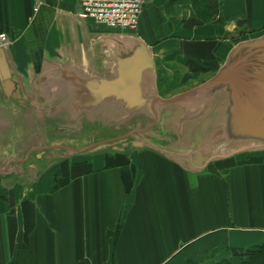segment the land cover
Returning <instances> with one entry per match:
<instances>
[{
    "label": "crops",
    "instance_id": "0c3cea01",
    "mask_svg": "<svg viewBox=\"0 0 264 264\" xmlns=\"http://www.w3.org/2000/svg\"><path fill=\"white\" fill-rule=\"evenodd\" d=\"M146 1L136 35L156 57L162 98L205 82L235 44L264 34V0H217L199 10L207 18L192 0ZM0 32L10 39L0 47V264H215L264 244L263 153L184 169L116 135L129 154L64 160L59 177L54 161L34 178L31 166L13 170L28 164L44 119L53 132L70 125L71 77L110 74L118 40L132 34L82 18L77 0H0Z\"/></svg>",
    "mask_w": 264,
    "mask_h": 264
},
{
    "label": "water",
    "instance_id": "95a60500",
    "mask_svg": "<svg viewBox=\"0 0 264 264\" xmlns=\"http://www.w3.org/2000/svg\"><path fill=\"white\" fill-rule=\"evenodd\" d=\"M155 59L141 39L133 35L120 37L113 52L110 74L95 78L76 73L71 77L69 88L74 100L71 115L65 118L70 125L59 133L72 137L68 134H78L73 129H81L84 123L98 122L103 128L119 130L125 129L135 118L144 117L155 122L163 118L167 120L165 125L172 127L181 122L195 123L197 128L189 132V139L194 135L202 137L208 127H224V131L212 139L223 146L217 145V150L211 152L197 149L201 157L194 164L188 158L192 140L187 139L185 145L177 140L173 147L164 150L141 141V145L161 151L184 169L192 166L203 170L212 162L240 153L264 152V34L235 44L211 78L169 98L158 94ZM60 71L57 77L63 80L64 71ZM75 103L82 106L81 110L73 107ZM70 128L72 130L68 131ZM121 133L119 139L129 135Z\"/></svg>",
    "mask_w": 264,
    "mask_h": 264
},
{
    "label": "rangeland",
    "instance_id": "374dc122",
    "mask_svg": "<svg viewBox=\"0 0 264 264\" xmlns=\"http://www.w3.org/2000/svg\"><path fill=\"white\" fill-rule=\"evenodd\" d=\"M154 0H152L153 2ZM159 1H164V0H155V2L161 3ZM146 0L145 3L143 5L142 8V12L143 9L145 7L146 4ZM201 1H199L200 3ZM198 4V3H197ZM200 5V4H199ZM141 12V14H142ZM199 14H201V12H199ZM203 15V17L207 18L206 15ZM141 17V15H140ZM139 24H140V18H139V22L136 26L135 29L131 30V31H127V33L129 34H134L135 37H137L136 32L138 31L139 28ZM173 61H171L172 63ZM174 72L176 71V76H178L179 74V70L174 69ZM178 84V79L177 77H175V79L171 82L170 86H177ZM191 85L186 86L190 87ZM192 89V88H190ZM188 89V90H190ZM168 90L167 88H162L161 94L162 95H166L165 91ZM178 92H176V90H171V92H169V94H176ZM47 119V118H46ZM44 119L45 121H47L49 124L47 125L48 127H45V129L48 131L46 132H39V133H34V148H36V150H34V152L32 153V155L30 156V159L28 161L27 165H18V166H12L13 170L14 169H19L22 168L23 170L29 166H31V172H30V177L34 178L38 175V173H42L43 170L45 169L46 165L48 163H50L51 161H54V163L59 162L58 159H62V158H66L62 161H68V164L70 163V161H75V160H83V158H87L93 155H97L96 153H108L107 155H111L115 152H117L119 150V153H125V154H129L133 148L131 146V144H127V145H122V141L126 142L127 140H135V141H148L151 142V144H153L154 146H156L158 149L159 148H168L171 147L173 143H177L178 138H176V134L174 133L171 129V126L165 125V122L167 120H162L161 118H159L157 120V122L155 121H149L144 117H139V118H135L128 126H126V128H120L119 130H114L111 128H103L101 127L100 124H98V122H96L97 124H86L84 123L82 125V133H78V134H68L70 136L73 137V135H78L75 136V140L73 141V139H69V137L67 139H65L67 136L65 134H61L58 132H53V129H51L53 127V119L49 118V119ZM39 121L40 118H34V121ZM42 121V119H41ZM40 121V122H41ZM39 122V124H40ZM155 122V123H153ZM51 124V125H50ZM51 126V127H50ZM42 129V128H41ZM124 129V130H123ZM135 130V132H134ZM141 131V132H138ZM124 132V134H127L129 132V136L125 139V138H120V140L122 141H115L112 142L111 138H114V136H116L118 134L121 135ZM130 132H132L130 134ZM121 133V134H120ZM181 134V133H180ZM181 136L183 138L189 139L190 137V133L186 132L185 134L182 133ZM65 137V138H64ZM108 140V142L105 143H100L102 141ZM190 141V145H189V151L190 153L188 154V158L191 159L193 162H199L198 159L199 157H201L199 155V153L196 152L197 149L194 148V145H196V141L198 142L199 140H201L200 136H196L194 135V137ZM179 141V140H178ZM94 145V146H92ZM185 145V144H184ZM56 146H61L59 148H56ZM92 146V147H91ZM217 144H215V142H213V140H205L204 144L202 145L203 150L205 151H215L217 150L216 147ZM65 147H69L73 150H80L85 148H89L87 150H85L84 152H81L80 154H76L74 152H70L68 151V149H66ZM114 147H117L118 150L115 151L113 150ZM173 147V146H172ZM215 149V150H214ZM28 149H23V153L24 155L28 152ZM111 153V154H110ZM261 153V152H258ZM102 154V155H103ZM245 156V158L249 157L252 153H240L237 155H241ZM100 155V154H99ZM38 156L40 157L38 159ZM82 156V157H81ZM236 156V155H235ZM191 157V158H190ZM185 161V160H184ZM222 161H216V164H219ZM33 163V164H30ZM60 163V162H59ZM57 164H54V166H52V168H50V171H55L56 170V166ZM215 164V162H214ZM213 165V163H212ZM26 171V170H25ZM17 172V171H16ZM13 181H8V183H11ZM250 249V248H248ZM247 249V250H248ZM245 251V250H243ZM227 261V260H225ZM225 261H221V262H215V264H222Z\"/></svg>",
    "mask_w": 264,
    "mask_h": 264
},
{
    "label": "built area",
    "instance_id": "2783aa9c",
    "mask_svg": "<svg viewBox=\"0 0 264 264\" xmlns=\"http://www.w3.org/2000/svg\"><path fill=\"white\" fill-rule=\"evenodd\" d=\"M80 15L94 24L112 31L136 28L145 0H77ZM10 39L0 32V47L9 48Z\"/></svg>",
    "mask_w": 264,
    "mask_h": 264
},
{
    "label": "trees",
    "instance_id": "16d2710c",
    "mask_svg": "<svg viewBox=\"0 0 264 264\" xmlns=\"http://www.w3.org/2000/svg\"><path fill=\"white\" fill-rule=\"evenodd\" d=\"M199 1L201 2L199 3ZM192 2L199 16V10H202V8L204 9V7H207L210 9L213 7L215 9L217 7V0H192ZM261 153L264 154V152ZM64 165V161L57 164L56 170L54 171L57 177L60 176ZM222 264H264V244L251 247L245 251L234 253L232 259H229Z\"/></svg>",
    "mask_w": 264,
    "mask_h": 264
},
{
    "label": "bare ground",
    "instance_id": "6f19581e",
    "mask_svg": "<svg viewBox=\"0 0 264 264\" xmlns=\"http://www.w3.org/2000/svg\"><path fill=\"white\" fill-rule=\"evenodd\" d=\"M161 119L166 120L163 118H161ZM195 128H197V126L195 125V123H192V122H187V123L181 122L178 126H175V127L171 126V129L174 133H177L178 130H181L180 131L181 133L192 132ZM223 131H224V127L221 125H214V126L208 127L206 129V131L202 132L203 136L200 137L201 140H199L198 142L196 141V145H194V148L195 149H202V145L204 144L206 139L212 140L216 137L215 134L221 133ZM175 136H176V138H178L179 144H181L180 141H185L186 144L188 143V140L186 138H183L182 136H180V134H176ZM179 136L181 137L182 140L179 138ZM215 144H217L220 147L223 146V144L221 142H215Z\"/></svg>",
    "mask_w": 264,
    "mask_h": 264
}]
</instances>
